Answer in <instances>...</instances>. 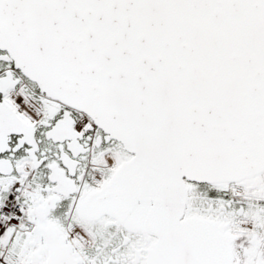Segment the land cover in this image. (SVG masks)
<instances>
[{"label":"snow or ice","instance_id":"snow-or-ice-1","mask_svg":"<svg viewBox=\"0 0 264 264\" xmlns=\"http://www.w3.org/2000/svg\"><path fill=\"white\" fill-rule=\"evenodd\" d=\"M0 264H264V0H0Z\"/></svg>","mask_w":264,"mask_h":264}]
</instances>
